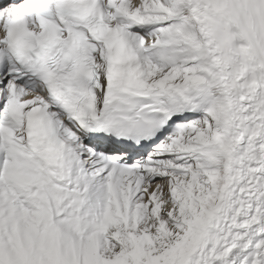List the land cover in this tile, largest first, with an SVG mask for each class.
I'll list each match as a JSON object with an SVG mask.
<instances>
[{
  "label": "snow or ice",
  "instance_id": "snow-or-ice-1",
  "mask_svg": "<svg viewBox=\"0 0 264 264\" xmlns=\"http://www.w3.org/2000/svg\"><path fill=\"white\" fill-rule=\"evenodd\" d=\"M0 264H264V0H0Z\"/></svg>",
  "mask_w": 264,
  "mask_h": 264
}]
</instances>
